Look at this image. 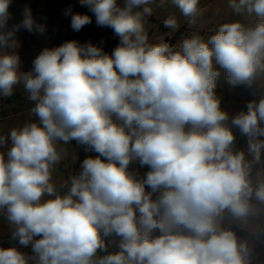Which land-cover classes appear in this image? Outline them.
<instances>
[{
  "label": "clouds",
  "instance_id": "obj_1",
  "mask_svg": "<svg viewBox=\"0 0 264 264\" xmlns=\"http://www.w3.org/2000/svg\"><path fill=\"white\" fill-rule=\"evenodd\" d=\"M80 2L118 37L112 53L69 40L25 72L16 33L45 25L25 7L9 28L11 0H0V97L23 84L36 117L0 136V215L31 249L0 247V264H253L254 248L231 225L264 234V90L230 115L216 89L222 75L256 89L264 80V0H229L234 15L255 21L178 46L149 41L151 0ZM172 4L190 24L201 14L199 0ZM65 14L73 31L92 22ZM163 24L179 28L175 16ZM237 129L245 148L235 147ZM73 140L99 155L60 194L52 170ZM137 160L150 169L141 178L129 170Z\"/></svg>",
  "mask_w": 264,
  "mask_h": 264
},
{
  "label": "rangeland",
  "instance_id": "obj_2",
  "mask_svg": "<svg viewBox=\"0 0 264 264\" xmlns=\"http://www.w3.org/2000/svg\"><path fill=\"white\" fill-rule=\"evenodd\" d=\"M74 1L11 0L9 28L20 23L25 7H29L34 19L45 25L46 28L43 34L29 32L23 28L16 33V38L20 42L17 51L21 58L22 71H30L33 60L46 47H57L69 40H76L81 44L91 42L97 45L98 39L88 33L89 24L78 32L72 30L71 16L66 15L65 11L71 8L72 13L83 14L78 7L69 5ZM118 3L123 6V0H118ZM150 7L152 13L150 16L144 17V27L151 43H159L161 40L166 42V39L169 38L174 40L175 46H178L184 38L193 34H199L207 40L225 22L238 19L245 24H251L255 21V16L234 15L229 7V0H199L198 7L201 14L196 17L194 24L188 22L189 18L181 14L180 10L172 4V0H151ZM137 11H142V6ZM169 16L177 18L178 29L173 30L164 27L163 20ZM103 50L111 54L109 49L103 48ZM260 90H264V80L258 82L256 89L247 85L232 86L223 75L220 77L216 89L221 98L222 108L230 115L245 110L247 102L259 98L257 91ZM27 96L23 84H20L16 86L12 96L0 97V136L7 137L13 128L22 127L25 123L36 120L35 115L31 112L34 104L27 99ZM235 131L236 139L240 140L243 147H246V137L240 135L238 129ZM61 148L62 160L53 168L51 182L56 186L58 192L63 194L66 189L62 186L70 175L80 172L82 161L86 157L95 158L99 154L94 151H85V146L78 144L75 140L62 145ZM0 151H6V149H0ZM129 170L135 173L138 178L144 177L145 173L149 171L148 166H141L138 160L130 164ZM1 225L4 226L2 221H0ZM5 225L9 230L12 227L6 220ZM111 249L112 246H110L109 251Z\"/></svg>",
  "mask_w": 264,
  "mask_h": 264
},
{
  "label": "crops",
  "instance_id": "obj_3",
  "mask_svg": "<svg viewBox=\"0 0 264 264\" xmlns=\"http://www.w3.org/2000/svg\"><path fill=\"white\" fill-rule=\"evenodd\" d=\"M236 142L239 145V149L245 148L242 146L240 140L236 139ZM261 222H264V218H261ZM3 223L4 226H0V241L4 240L9 234H11V231L5 225V222ZM231 226L235 229L241 239H247L254 248L253 264H264V234L257 233L256 235H252L238 222L233 223ZM26 253L31 254V249H29Z\"/></svg>",
  "mask_w": 264,
  "mask_h": 264
},
{
  "label": "trees",
  "instance_id": "obj_4",
  "mask_svg": "<svg viewBox=\"0 0 264 264\" xmlns=\"http://www.w3.org/2000/svg\"><path fill=\"white\" fill-rule=\"evenodd\" d=\"M86 14L92 18V22L89 24L88 33L98 39L97 46L109 49L112 53L113 49L119 42L118 37L115 36L111 28L98 26L92 12Z\"/></svg>",
  "mask_w": 264,
  "mask_h": 264
},
{
  "label": "built area",
  "instance_id": "obj_5",
  "mask_svg": "<svg viewBox=\"0 0 264 264\" xmlns=\"http://www.w3.org/2000/svg\"><path fill=\"white\" fill-rule=\"evenodd\" d=\"M166 42L169 43L170 45H174V40H171L169 38L166 39ZM235 147L237 149H239V145H238L237 142H235ZM5 220L6 219L4 218V216L0 215V221L5 222ZM12 246L20 247V250L23 251V252H27L30 249V247L29 248H24L23 246L18 245V242L11 238V234H9L8 237L5 238L4 240L0 241V247L7 248V247H12Z\"/></svg>",
  "mask_w": 264,
  "mask_h": 264
},
{
  "label": "flooded vegetation",
  "instance_id": "obj_6",
  "mask_svg": "<svg viewBox=\"0 0 264 264\" xmlns=\"http://www.w3.org/2000/svg\"><path fill=\"white\" fill-rule=\"evenodd\" d=\"M69 5H70V6L78 7L79 10L81 11V13H83V14H86V13L91 12V11L89 10V7H88V6H86V5H82V4H81L80 0H75L73 3H69ZM148 169H149V167H148ZM149 170H150V169H149ZM149 190H150V189H149ZM155 195H156V194H154L153 198H155ZM115 250H116V245H115V244H112V249H111V251H115Z\"/></svg>",
  "mask_w": 264,
  "mask_h": 264
}]
</instances>
